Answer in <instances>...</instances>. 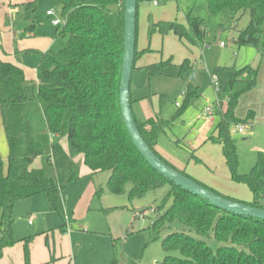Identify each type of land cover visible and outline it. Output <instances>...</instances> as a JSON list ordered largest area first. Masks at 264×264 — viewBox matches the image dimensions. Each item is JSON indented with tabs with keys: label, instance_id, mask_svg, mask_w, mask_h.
Masks as SVG:
<instances>
[{
	"label": "trees",
	"instance_id": "trees-1",
	"mask_svg": "<svg viewBox=\"0 0 264 264\" xmlns=\"http://www.w3.org/2000/svg\"><path fill=\"white\" fill-rule=\"evenodd\" d=\"M55 1L63 10L58 35H67L68 39L59 53L42 54L37 81L28 80L22 67L0 59V109L9 149L7 173L0 156V260L6 248L19 242L14 235L15 204L45 193L55 206L61 192L81 178V163L77 157L83 155L84 164L92 172H110L107 187L113 194H124L131 185L128 195L135 199L170 186L157 208L151 229L161 235L168 223L178 221L184 230L162 238L166 253L162 264H264V220L220 209L177 186L155 170L137 150L120 105L125 0ZM207 2L211 14H226L233 20L240 13L249 12V24L241 31L238 42L254 46L263 59L264 0ZM113 5L118 9L112 10ZM21 7L22 18L27 21L25 31L34 32L38 26V1L24 2ZM157 29L163 34L173 32L192 44L203 42L206 36L204 21L191 13L187 27L178 22L153 23L151 31ZM145 52H150V48L138 51L136 43L133 72ZM167 64L169 61L148 66L149 76L164 74ZM181 67L185 73L192 69L188 60ZM258 75L259 69L249 65L214 69L220 104L215 111L217 136L211 140L222 145L232 180L247 185L253 193L251 202L231 198L206 186L156 150L160 135L174 125L176 117L164 119L158 115L140 122L134 116L144 141L164 163L222 197L264 209V172L256 168L249 174L238 172L237 141L231 133L234 125L253 118L254 113L250 111L241 119L236 110L241 97L257 86ZM197 96L198 88L190 83L178 116ZM160 98L163 105L167 96ZM62 138L67 139V150L61 143ZM37 158L42 165L33 168ZM186 229L194 231L196 237L189 235ZM209 238L223 245L213 249L206 241ZM29 241L25 239V264H31Z\"/></svg>",
	"mask_w": 264,
	"mask_h": 264
},
{
	"label": "rangeland",
	"instance_id": "rangeland-1",
	"mask_svg": "<svg viewBox=\"0 0 264 264\" xmlns=\"http://www.w3.org/2000/svg\"><path fill=\"white\" fill-rule=\"evenodd\" d=\"M27 1L31 0H0V54L5 51L9 60L23 63L26 73L36 76L42 54L49 51L59 53L68 36L57 35L62 26L57 28L53 25L54 19L63 22L62 6L55 0H37L38 26L35 35L22 37L27 21L22 18L24 10L21 4ZM154 2L141 0L139 3L137 49L144 51V48H153L156 51L139 60L137 66L142 67L133 73L131 90L135 97L151 94L155 107L160 105L159 96L155 93L167 95L162 115L165 119H176L174 125L160 135L159 147L185 166L192 150L179 141L186 137L189 142L188 138L194 137V129L200 125L194 126L198 112L196 106L203 105L205 98L212 100L215 97L214 69L217 66L238 68L245 64L254 65L259 69L258 83L241 97L237 116L245 119L252 111L257 113L258 121H253L256 124L249 126L245 133L232 135L238 147V172L249 174L255 168L264 172V61L259 62V53L254 46L238 42L241 31L249 24V12L240 13L233 20L226 14H211L207 0H161L157 5ZM11 3L20 9L10 10ZM110 8L115 11L118 6ZM49 10L55 12L54 17L47 15ZM6 13L13 17L9 25L6 24ZM190 13L204 21L206 36L203 42L192 44L181 40L173 32L163 34L159 29L151 31V25L159 22H178L187 27ZM185 60L190 61L192 66L186 73L181 67ZM167 61L169 64L165 66L163 75L149 76L146 65ZM192 76L193 82L190 80ZM190 83L198 88V98L178 116ZM61 143L68 147L66 138H62ZM206 150L204 147L202 152ZM0 156L4 162V172L7 173L9 149L1 115ZM212 159H215L214 163L192 161L188 172L205 177L211 173L222 181L225 170L227 181L235 190L230 188L227 181H222L223 185L241 196L249 195L251 199L253 193L249 187L232 180L219 148L218 153L213 152ZM40 163L41 160L35 159L32 167L38 168ZM109 176L108 171L93 175L89 170L83 172L79 180L61 192L55 206L50 204L45 193L19 200L13 213L14 235L19 242L5 249L0 262L12 253L15 264L17 259L25 264V239L29 238L31 264H162L166 255L162 238L171 232L184 230L178 221L168 223L161 235L151 229L152 221L158 214L157 208L170 186H163L142 198L130 199L128 190L131 185L127 186L126 193L113 194L107 187ZM170 204L171 200L167 206ZM186 232L196 237L194 231L186 229ZM206 241L213 249L223 245L213 238Z\"/></svg>",
	"mask_w": 264,
	"mask_h": 264
},
{
	"label": "crops",
	"instance_id": "crops-1",
	"mask_svg": "<svg viewBox=\"0 0 264 264\" xmlns=\"http://www.w3.org/2000/svg\"><path fill=\"white\" fill-rule=\"evenodd\" d=\"M154 3L156 5L159 4L158 1H155ZM18 9H20V8L18 6H16V4L15 5L12 4V3L10 4V10H18ZM49 17H53V16H49ZM6 18H7L6 24L9 25L13 17L10 16L8 13H6ZM61 25L62 24H60V25H54V26L57 27V28H59ZM34 35H35V31L34 32H26V31H24V32L21 33V36L22 37H27V36L28 37H32ZM145 49L146 48H144L143 50H145ZM150 50H151L150 52H147L146 54H144L143 56H141L137 60V62H136V69H140L142 67V65L137 66L138 63H139V60H142L147 54H150L151 52L156 51L153 48L150 49ZM6 56H7V53L5 51H3V54L2 53L0 54V59L5 60V61L12 62V63H14V64L22 67L23 70H24V72H25V76H26V78L28 80L37 81V68H36V76L34 74L26 73V71H25L26 67H25V65L23 63L9 60V58L6 57ZM258 56H259V59H260L259 62L260 63L263 62L264 61V58L261 59L260 55H258ZM152 64H155V63H150L149 65H146L145 67H148V66H150ZM246 65H249V64H245V65H243L241 67H238V68H242V67H244ZM249 66L255 68L254 65H249ZM132 77H133V75H132ZM214 93H215L214 99L211 100V99L205 98V102H204L203 105L202 104H198L196 106L197 107L196 109H197L198 112H197V115H196V120L194 121V126L196 127L199 124L200 125H199L198 129H194V137L193 138H188L189 139V142H187L188 140L186 141V139H187L186 137H184L185 139H182V140L179 141L182 145L187 146V148H189V150H192L191 151L192 152L191 153V157H190V159L187 160V163L188 164L186 163L185 166H183L181 162H176L177 160H175V159L169 157L168 155H166L162 151V149L159 147V145L158 144L156 145V150L164 158H166L168 161H170L172 164H174L179 169L184 170L188 175H190V173L188 172V168H189V165H190V163L192 161H203L204 162V160H205L207 162H213L214 163V160L215 159H212L213 152H217L218 153V148H219L220 152L223 153L222 145L220 143H218V142H215V141L211 140V137H216L217 136L216 125H217L218 116H217L216 112H215L213 118L208 117L207 114H206V108L207 107L213 106L214 109H215V111H216V107H217V105H219V103H218V101H219L218 100V94L216 93L215 85H214ZM131 95H132V98H133V104H132L133 112H134V115L136 116V118L140 122H144V121H146V120H148L150 118H155L158 115H160L161 118H164L163 115H162V107H163V105L161 104V98L160 97H161V95H165V94H160L159 95V94L155 93V95L159 96V103H160V105L158 107H155L154 106V100L151 98V96H152L151 94L146 95V96H143V97H135V96H133L132 90H131ZM165 96H167V95H165ZM197 98H198V96H197ZM242 99L243 98H241L240 100H242ZM253 113H254L253 118H251V119L248 120V123H247L248 124V128H249V126L252 127V126H254V124H256L253 121H256V122L258 121V119L256 117L257 116V113H255V112H253ZM0 115H1V109H0ZM236 115H237V110H236ZM1 120H2V115H1ZM216 144H218V145H216ZM203 146L207 150L202 152V149L204 148ZM214 146H218V147H214ZM63 147L66 150L68 149V147H65L64 145H63ZM38 159L41 160L40 158H37L36 160H38ZM77 161H80V163H81V175H82L83 172H87V170H89V172L92 175L95 174V173H97V172H95V173L92 172L84 164V162H83L84 161V156L78 157L77 158ZM224 161H225V164H226L225 157H224ZM41 165H42V163H40V167H41ZM40 167H38V168H40ZM221 167H222V165H221ZM226 167H227V164H226ZM83 168H86L87 170H83ZM228 170H229V168H228ZM190 176L193 177L194 179L198 180L199 182L205 184L206 186L213 188L214 190H216L217 192H219V193H221L223 195H226V196H229L231 198H234V199H237V200H240V201H244V202H251L253 200V196L250 199L249 198L250 196L247 195V194H245L247 196L244 197V196H241L240 194H236L233 191H231V189L232 190H235V189H233L235 187H232L231 185H229V183L227 181V176H226V171L225 170H224V179L222 181H225V182L227 181V184L230 186L231 189L227 188V186L225 187L223 185V182L220 181L219 178L214 177L211 173H209V175L206 176L208 178H206L205 176H199V175H197L195 173H192ZM230 176H231V174H230ZM9 261H10V264H15L13 262V259H12V253H10V256L9 257H7L3 261H1L0 264H9ZM16 264H22L21 259L20 260L17 259V263Z\"/></svg>",
	"mask_w": 264,
	"mask_h": 264
},
{
	"label": "water",
	"instance_id": "water-1",
	"mask_svg": "<svg viewBox=\"0 0 264 264\" xmlns=\"http://www.w3.org/2000/svg\"><path fill=\"white\" fill-rule=\"evenodd\" d=\"M137 9L138 0H125V51L120 86V105L122 116L137 150L155 170L168 178L171 182L175 183L177 186L209 201L220 209L264 220V209L236 202L212 192L208 188L202 186L193 179L181 174L174 168L164 163L144 141L138 129L131 103V82L137 43ZM190 80L193 82L194 76H192Z\"/></svg>",
	"mask_w": 264,
	"mask_h": 264
},
{
	"label": "built area",
	"instance_id": "built-area-1",
	"mask_svg": "<svg viewBox=\"0 0 264 264\" xmlns=\"http://www.w3.org/2000/svg\"><path fill=\"white\" fill-rule=\"evenodd\" d=\"M47 15L48 16H55V12L52 11V10H49L47 11ZM63 22H61L59 19H54L53 20V24L54 25H60L62 24ZM222 46H225L224 43H222ZM215 80H216V83H215V90H216V93H218L219 91V84H218V81H217V78L215 77ZM219 103V101H218ZM220 104V103H219ZM177 106H180L179 103H177ZM206 114L208 117L210 118H213L214 117V114H215V109L213 106H209L206 108ZM247 128H248V124L247 123H238L236 125H234L232 127V130H231V133L234 135V134H238V133H245L247 131Z\"/></svg>",
	"mask_w": 264,
	"mask_h": 264
}]
</instances>
